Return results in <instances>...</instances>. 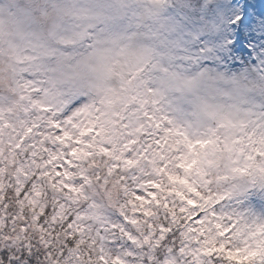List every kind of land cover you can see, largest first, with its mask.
<instances>
[{"label":"clouds","instance_id":"clouds-1","mask_svg":"<svg viewBox=\"0 0 264 264\" xmlns=\"http://www.w3.org/2000/svg\"><path fill=\"white\" fill-rule=\"evenodd\" d=\"M235 19L0 0V264H264V20Z\"/></svg>","mask_w":264,"mask_h":264},{"label":"rangeland","instance_id":"rangeland-1","mask_svg":"<svg viewBox=\"0 0 264 264\" xmlns=\"http://www.w3.org/2000/svg\"><path fill=\"white\" fill-rule=\"evenodd\" d=\"M237 4H239L240 0H236L235 1ZM251 2V19H260V20H264V0H249V3ZM249 6V5H248ZM236 9V16L239 14L240 9L238 8V6L236 5L235 7ZM248 35L249 34V30H247L246 32ZM256 41L255 40H248L246 39L244 42V45L249 46L247 47L249 50L252 51V48L255 46ZM247 50V51H249Z\"/></svg>","mask_w":264,"mask_h":264},{"label":"trees","instance_id":"trees-1","mask_svg":"<svg viewBox=\"0 0 264 264\" xmlns=\"http://www.w3.org/2000/svg\"><path fill=\"white\" fill-rule=\"evenodd\" d=\"M244 2H245V10H244L243 18L245 19V17H246V20L243 22L241 27H239V34H241L243 36H247L246 32H247V30H249V21L252 20L251 19V6L252 5H251V2L249 3V0H244ZM243 18H242V20H243ZM245 40L246 39L241 40V46L244 44Z\"/></svg>","mask_w":264,"mask_h":264}]
</instances>
